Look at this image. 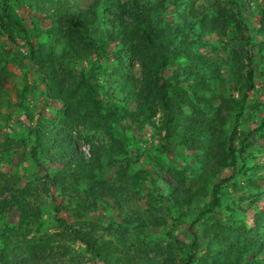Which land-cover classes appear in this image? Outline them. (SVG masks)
I'll return each instance as SVG.
<instances>
[{
    "label": "rangeland",
    "instance_id": "374dc122",
    "mask_svg": "<svg viewBox=\"0 0 264 264\" xmlns=\"http://www.w3.org/2000/svg\"><path fill=\"white\" fill-rule=\"evenodd\" d=\"M65 1L72 13L94 9L102 26L109 31L114 29L113 20L117 19L119 24L132 21L130 14L120 17L122 5L129 12L135 9L141 12L148 2L154 9H159L156 11L159 20L175 27L171 32L174 40L181 37L177 24L187 31L189 37L180 38L181 48L189 44L194 31L201 27L202 20L224 22L223 29H216L204 36L201 47L196 43L193 45L199 48L200 54L219 66L217 75H224L227 84L224 87L219 78H212L199 89L204 91L206 98H213L217 106L220 99L215 94L222 92L241 99L242 104L232 114L230 123L225 122L221 126L231 134V155L219 162L221 170L217 178L208 177L210 184L207 186L204 183L206 188L201 183L206 189L205 197H200L195 205L212 199L213 208L216 200L221 198L223 209L218 217L229 233L239 221H244L248 226L255 225V213L264 210V134L254 131L264 116V35L260 30L264 0ZM190 3L207 11L206 15L196 18L193 26L188 24L195 20L191 15ZM6 6L21 17L31 40L17 39L11 42L9 25L3 23L0 17L4 33L0 37V71L3 67L7 69L6 76L2 77L4 87L0 94V200L7 202L15 194L20 201L11 209L8 207L0 218V264H109L108 261L113 264H163L168 251H173L171 247L176 244V239L193 240L196 230L191 222L178 228L173 225L176 217L182 213L183 205L189 201L181 196L185 195L183 190H196V183L200 187L198 181L205 174V164L197 162L191 149L180 145L181 127L177 128L178 134H173V138L168 134L169 121H165L163 109L141 128L136 127L133 131L128 127V123L133 121L131 114L136 109V99L130 86H127V78L124 79L121 74L122 66L113 56L116 47H109L108 50L96 48V53L86 55L78 63L69 59L70 53L66 56L63 54L64 42L52 46L54 53L45 48L66 83L59 90L64 100L54 101L51 89L42 80L46 75L41 73L33 59V50L49 38V30L59 36L64 34L63 28L52 20L54 9L43 0H0V12ZM181 13H186V17ZM236 21L242 25L243 33L247 36L243 50L244 66L240 71L235 60V51L240 47V33L238 36V32H235ZM37 26L45 29L41 36L37 34ZM11 28L16 29V25L12 24ZM10 46L12 51L9 50ZM42 55L43 59H47L45 50ZM126 58L128 65L124 70L127 74L133 78L141 77V63L137 59ZM175 62L191 65V60L186 56L177 57ZM191 66L201 70V67ZM249 67L252 69L249 78L240 77L239 82L241 84L247 78L251 84L241 90L235 84V77L240 73L247 75ZM65 68L72 72L77 83L86 78L95 89L96 97L92 102L100 108L95 112L83 113L85 120L75 117L77 123L74 125V120L67 119L69 114L61 113L62 108L84 111L86 98L81 90L76 95L72 94L71 78L66 76ZM92 68L98 71L96 76L92 75ZM176 68L173 65L163 67V82ZM129 76L130 81L133 78ZM194 79L192 76V84ZM77 98L82 100L81 105H78ZM167 101H170L168 97ZM196 101L199 104L205 102ZM115 103H119L123 112L117 117ZM186 108L193 112L192 105L188 104ZM63 114L66 115L64 121ZM42 118L49 127L47 129H52L53 133L60 131L75 137L76 148L83 158L92 157L93 147L99 150L103 158L99 160L102 168L98 169L95 180L87 178L82 166L61 153L54 154V162H46L40 157L38 146L33 147L31 138L34 137L32 129L38 127ZM108 118L110 123H107ZM104 123L110 124L124 142L123 150L115 152L112 157H109L108 151L112 148L113 140L102 126ZM248 132L252 134L249 140L252 146L246 148L244 144L243 150L241 141ZM228 162L231 166H225ZM189 164L195 166L197 177L191 184L189 179L176 178L167 171L169 165L181 171ZM141 170L144 172L139 173ZM137 177L138 183H129ZM92 181L99 183L94 191L91 190ZM252 182L259 184L263 191L244 197L245 193L252 191ZM234 183H237V189ZM113 190L119 195L122 193L119 199L113 196ZM98 192L99 196L95 197ZM233 217L237 219L236 227L227 223ZM126 219L140 221L144 226L122 228L120 221ZM259 231L264 235V225L259 227ZM98 246L111 252L106 257L109 260L101 256ZM213 247L214 252L221 249L220 246ZM175 249L174 260L180 264L181 255H178V248ZM32 250L39 251L34 258L31 256ZM204 250L205 246L201 252Z\"/></svg>",
    "mask_w": 264,
    "mask_h": 264
},
{
    "label": "trees",
    "instance_id": "16d2710c",
    "mask_svg": "<svg viewBox=\"0 0 264 264\" xmlns=\"http://www.w3.org/2000/svg\"><path fill=\"white\" fill-rule=\"evenodd\" d=\"M43 1H47L49 6L54 9L53 19H51L55 20V22L63 28L64 33L62 36H59L55 31L49 30V38L43 40L39 47L33 50V59L39 66L41 73L46 75L42 80L51 89L53 100L57 102L64 100L65 97L59 90L63 88L66 83L55 68L51 61L52 57L45 48L48 47L50 53H54L52 46L64 42L63 54L66 56L70 53L69 59L78 63L86 58V55L96 53V48L99 49L101 47L104 50H108L109 47H116L113 56L119 65L122 66L121 74L124 79L127 78L126 81L129 82L127 86H130V91L136 99V109L131 114V120L133 121L128 123V127L133 131L136 127L141 128L146 122H149L150 118L156 115L160 109H163L165 111V121H169V125L167 126L168 134L173 138V134H178L177 128L181 127L183 132L180 133V145L187 146L191 149L197 162L205 164V174L203 177L200 176L198 181L200 187H198L196 183V190H183L182 193L187 196L182 194L181 196L188 198L189 201L187 204L183 205L182 213L176 217L173 225L178 228L180 225H186L191 222L196 230L193 233V240L188 241L185 238L176 239V244L171 247L173 251H168L167 259L163 264H177L175 263V256L173 253L174 250H176L175 248H178V255H181L180 264H208V262H213L214 264H264V235L259 231V227L264 225V210L255 213L256 220L253 226H248L244 221H239L236 227L234 224L237 222V219L233 217L231 221L227 223L236 228L232 229V232L229 233L226 225L219 221L218 217L219 212L223 209L221 198L216 200L213 208L212 199L203 202L202 205H195L200 197H205L204 190L206 189H204L202 185L206 188L204 183H207V186L210 184L208 177L217 178L219 176L221 170L219 162L221 163L223 159L229 158V154L231 155V134H228L227 130L221 126L224 125L225 122L230 123L232 114L239 109L242 104L241 99L235 98L232 94L226 95V93L222 92L220 94H215V97H219L220 99V104L217 106L213 103V98H206L204 91L199 89L201 85L210 82L212 78H219L221 85L224 87L227 84L224 75L220 73L217 75L219 66L209 61L203 54H200L199 48L193 45L196 43V45L201 47L204 44V36L216 29H223L225 27L224 22L208 19L202 20L200 23L201 27L194 31V35H192V39L189 40V44L185 48H181L179 47L180 38L189 37L187 31L183 29L181 25L177 24L176 27L181 37L178 36L174 40L171 32L175 27L159 20L156 15V11L159 9H154L148 2L144 4L141 12H138L136 9L129 12L122 5V15L120 17L124 14H130L132 21L128 23H123L122 21L119 24L117 19L113 20L112 23L115 25L114 29L109 31L102 26L99 16L92 8L82 10L79 13H72L67 7L65 0ZM190 6L191 15H193L195 20H192V23L190 22L188 24L193 26L196 22V18L198 19L206 15L207 11L201 9V7L196 8L194 3H190ZM181 15L186 17V13H181ZM0 17L3 23L9 25L10 34H8V36L11 42L17 39L26 41L29 39L31 40L27 35L28 31L21 17L15 14L10 7H4L3 11L0 12ZM260 19V30L264 35V11ZM12 24L16 25V29L11 28ZM117 24L119 26H117ZM1 26L0 24V37L4 34ZM235 30V32H238V36L240 33L238 38L240 50L238 49L235 51V60H237L236 62L238 64L237 69L240 71L244 66L243 61L245 53L243 50L247 36L244 35V29L238 22ZM36 31L37 34L41 36L45 32V29L42 26H37ZM28 43L32 44L30 41H28ZM3 45L6 46L7 44L4 43ZM12 49V46H10L9 50L12 51ZM262 49H264V46ZM43 50H45L48 55L47 59H43ZM179 56L188 57V59L191 60V65L201 67V70L200 68L195 70L189 64H187V66L180 65L179 63L177 64L175 61ZM126 57L137 59L141 63L143 67L141 77L133 78L131 75L129 76L127 74L124 70L128 65ZM171 65L177 68L171 75L166 77V82H163L161 74L163 67ZM2 69L3 70L0 71V94L4 87L2 77L6 76L5 72L7 71L6 67ZM63 71L66 72L67 77L71 78L69 82L72 94L76 95L81 90L83 97L85 96L86 98L84 111H78L77 108H70V110L62 108L61 113L64 112L65 114H69L67 119L74 120L72 123V125H74L77 123L74 119L75 117L84 118L82 117L83 113L95 112L100 108L97 104L92 102L93 98L96 97V93L94 91L95 89L86 81V78L80 83H77L73 78L72 72L67 68ZM97 72V70L92 68L93 76H96L95 74ZM249 72H252L251 67L247 70V75L244 76L240 73L238 77H235V84L239 86V89L243 90L251 84L247 79L249 78ZM128 76L133 79L129 81ZM192 76L195 77L194 84L191 82ZM240 77L247 78L240 84ZM252 78L251 76V79ZM188 84H190L192 88L188 87ZM64 92L65 94L67 93L65 90ZM167 97L170 100L169 102L167 101ZM196 99L205 102L199 104L200 102L196 101ZM77 103L81 105L82 100L77 98ZM188 104L192 105L193 112L186 108ZM114 108L117 114L116 117L121 113L123 114L122 110L119 108V103H115ZM65 116L66 115L62 117L63 121L66 120ZM216 118L221 123L220 125L217 123ZM108 119L109 121L107 123H110V118ZM107 123H104L102 126L104 129L108 130L113 140L112 148L108 151L109 157H112L115 152L123 150L124 142L117 136L110 124L107 125ZM47 128L49 127L42 118L39 121L38 127L32 129V134H34V137L31 138L33 139V147L38 146L40 157L46 162H54V154L61 153L67 157L68 160L77 162L82 166L88 175L87 178L91 177L92 180H95L98 169L102 168V163L99 160L103 158L99 150L93 147L92 157L89 159L83 158L76 148L75 137L70 133H63L60 131L53 133L52 129L48 130ZM254 131H259L264 134V116L262 120H260V125L257 126ZM251 135L252 134L248 132L243 137L241 149L245 150L243 147L244 144L246 148L252 146L251 141H249ZM161 163L163 164V162ZM228 163L225 166H231V163ZM242 165L245 166L244 162ZM167 171L172 173L176 178L184 177L185 179H189L190 184L197 178L195 166L192 164H189V166L181 171L178 170L177 167L169 165L167 166ZM143 172L144 170L139 171V173ZM138 180L139 177L133 179V181H129V183L136 184L139 182ZM201 183L203 184L201 185ZM95 184L92 181V191L95 190V187L98 186L97 184L99 183L95 181ZM234 184L236 187L237 183ZM250 185H252V191L245 193L244 197H249L252 194L263 191V188L256 182H252ZM6 187L9 186L6 185ZM237 188L238 187H236V189ZM112 192L113 196H116L118 199L122 195V193L119 195V193L114 190ZM12 195V200L4 203L3 200H0V218L4 212H7L8 207L11 209L14 204L19 205L20 201L18 197L15 194ZM97 196H99V192L96 193L95 197ZM210 212L211 215L209 216ZM182 215L185 216L182 217ZM210 219L213 221H210ZM135 225L144 226V223L140 221H131L130 219L120 221V226L122 228ZM199 229L201 230V235L199 234ZM215 245L218 247L220 246L221 249L218 251L215 249L216 252H214L213 246ZM204 246L206 250L201 252ZM98 249L101 256L105 258V260H109L106 259V257H108V255L110 256L111 252H108L106 249H101L100 246H98ZM37 254H39V251H31V256L33 258L36 257ZM156 261H154V263H157ZM108 262H110L109 264H113L111 261Z\"/></svg>",
    "mask_w": 264,
    "mask_h": 264
}]
</instances>
